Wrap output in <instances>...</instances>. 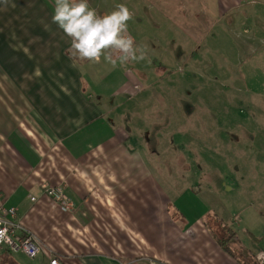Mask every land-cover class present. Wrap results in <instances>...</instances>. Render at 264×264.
<instances>
[{
	"label": "crops",
	"instance_id": "crops-1",
	"mask_svg": "<svg viewBox=\"0 0 264 264\" xmlns=\"http://www.w3.org/2000/svg\"><path fill=\"white\" fill-rule=\"evenodd\" d=\"M143 1L89 4L100 15L106 3L135 14L149 9ZM53 13L54 0L0 3V210L15 208L12 220L39 245L35 257L0 247V264H50L54 255L63 264H255L264 241L242 242L214 208L156 176L134 128L139 106L153 108L160 93L131 71L117 86L122 67L103 57L70 59ZM57 184L73 212L46 194Z\"/></svg>",
	"mask_w": 264,
	"mask_h": 264
},
{
	"label": "rangeland",
	"instance_id": "rangeland-1",
	"mask_svg": "<svg viewBox=\"0 0 264 264\" xmlns=\"http://www.w3.org/2000/svg\"><path fill=\"white\" fill-rule=\"evenodd\" d=\"M142 4L149 9L130 10L128 29L146 59L114 77L118 86L131 71L160 93L153 108L139 106L134 133L141 149L153 154L161 182H178L214 208L242 242L264 241V0Z\"/></svg>",
	"mask_w": 264,
	"mask_h": 264
},
{
	"label": "clouds",
	"instance_id": "clouds-1",
	"mask_svg": "<svg viewBox=\"0 0 264 264\" xmlns=\"http://www.w3.org/2000/svg\"><path fill=\"white\" fill-rule=\"evenodd\" d=\"M7 6L8 0H0ZM133 13L125 4L100 15L89 0H54L52 22L70 38L69 58L99 63L103 57L114 68L146 59V50L128 31ZM264 264V252L257 255Z\"/></svg>",
	"mask_w": 264,
	"mask_h": 264
},
{
	"label": "built area",
	"instance_id": "built-area-1",
	"mask_svg": "<svg viewBox=\"0 0 264 264\" xmlns=\"http://www.w3.org/2000/svg\"><path fill=\"white\" fill-rule=\"evenodd\" d=\"M45 192L53 200L60 204L63 210L73 212L74 203L66 193L65 186L63 184L47 185ZM15 216V208L0 210V247L9 250H20L30 257H35L39 252L36 235L34 232L26 229L20 222L13 221L12 218ZM260 252H264V244L258 253ZM257 255L255 257V264H261V262L257 259ZM50 264L63 263L61 262L59 256L54 255L50 260Z\"/></svg>",
	"mask_w": 264,
	"mask_h": 264
},
{
	"label": "trees",
	"instance_id": "trees-1",
	"mask_svg": "<svg viewBox=\"0 0 264 264\" xmlns=\"http://www.w3.org/2000/svg\"><path fill=\"white\" fill-rule=\"evenodd\" d=\"M229 230H230V227H229L228 231H229ZM232 234L235 235L236 232L231 233V235H232ZM222 245L226 246L225 241L222 242Z\"/></svg>",
	"mask_w": 264,
	"mask_h": 264
}]
</instances>
